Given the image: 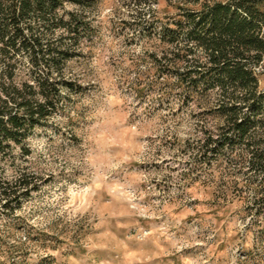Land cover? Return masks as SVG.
Listing matches in <instances>:
<instances>
[{
  "label": "rangeland",
  "instance_id": "obj_1",
  "mask_svg": "<svg viewBox=\"0 0 264 264\" xmlns=\"http://www.w3.org/2000/svg\"><path fill=\"white\" fill-rule=\"evenodd\" d=\"M165 4L65 1L64 21L72 12L89 28L62 68L75 91L30 132L27 154L11 146L0 157V183L31 189L0 213V264H264V201L247 183L258 175L236 164V150L198 159L222 121L212 111L217 91L180 89L154 70L170 51L147 27ZM27 73L23 61L18 75ZM117 186L132 204L110 194ZM86 192L91 208L73 216L67 206Z\"/></svg>",
  "mask_w": 264,
  "mask_h": 264
},
{
  "label": "trees",
  "instance_id": "obj_2",
  "mask_svg": "<svg viewBox=\"0 0 264 264\" xmlns=\"http://www.w3.org/2000/svg\"><path fill=\"white\" fill-rule=\"evenodd\" d=\"M65 1L0 0L2 158L11 146L27 154L30 132L62 111L64 91H75L62 68L89 28L72 12H66L64 21L59 11ZM162 1L167 13L154 12L147 27V34L170 51L155 59L156 74L173 75L180 89L218 94L212 111L222 121L215 136L205 135L201 141L198 159L211 164L226 150H236V164H247V170L258 175L257 180L247 177V183L263 204L264 87L259 77L264 73V0ZM23 61L30 73L21 77ZM29 186L26 181L14 187L0 183V213L19 208Z\"/></svg>",
  "mask_w": 264,
  "mask_h": 264
},
{
  "label": "clouds",
  "instance_id": "obj_3",
  "mask_svg": "<svg viewBox=\"0 0 264 264\" xmlns=\"http://www.w3.org/2000/svg\"><path fill=\"white\" fill-rule=\"evenodd\" d=\"M98 189L102 187V185H97L96 186ZM90 191V190H89ZM119 193V196L117 198H122L127 200L129 204H132V201L136 199L135 195L132 193H126L123 191V189L119 186L115 187L112 190V193L110 194H116ZM77 199L79 200V203H77ZM140 199H144V196L141 195ZM91 203L88 198L87 192L84 193L83 195L79 196L78 198H74L72 203H70L67 208L71 209L72 215L75 216L77 214H84L88 211L89 208H91ZM134 208L138 209V213L141 215L142 218L144 219H156V216L154 213H152L149 209L147 208H140L137 205H132ZM147 235H152V233H147ZM127 259L129 262H132L134 260H138L137 254L135 253H129ZM151 259V258H148ZM139 264H143V261H139Z\"/></svg>",
  "mask_w": 264,
  "mask_h": 264
}]
</instances>
